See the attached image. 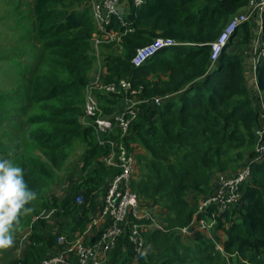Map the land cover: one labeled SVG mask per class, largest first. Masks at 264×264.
Segmentation results:
<instances>
[{"label": "trees", "instance_id": "16d2710c", "mask_svg": "<svg viewBox=\"0 0 264 264\" xmlns=\"http://www.w3.org/2000/svg\"><path fill=\"white\" fill-rule=\"evenodd\" d=\"M21 1L0 0L4 20L18 23L24 19L18 16ZM140 1L135 5V0H119L120 17L113 16L106 26L120 36L119 42L102 44L98 57L104 83L127 79L139 100L146 101L138 105L139 112L122 143L138 169L130 189L137 196L138 211L146 210L148 215L144 216L147 219L128 215L125 232L104 264H224L225 254L257 262L264 256V183L258 184L264 178V154L253 149L260 115L246 85L243 55L233 49L238 35H243L240 43L251 40L252 24L237 30L214 64L209 59L210 44L248 0ZM30 2L26 7H30V27L40 55H32L33 63L23 68L22 75L18 73L17 81L26 83L27 97L34 106L30 113L24 110L23 117L27 138L37 153L0 142V155L24 170L28 187L37 193L26 205L32 211L21 214L14 226L13 234L18 226H29L30 236L13 264H40L57 249L56 238L64 230L69 231L67 240L82 235L99 213L116 174L105 164L108 143L98 144L94 129L81 123L83 90L96 59L93 37L97 30L90 0ZM262 17L264 26V13ZM158 37L176 45L159 50L139 67L132 66L135 50ZM14 58L12 52L0 54V63L18 61ZM254 70L258 90L264 94V61ZM118 102L114 98L109 106H101L104 114L119 113L122 105ZM118 136L104 139L118 143ZM78 143L83 148L78 174L65 178L67 188L60 200L56 195L45 198V190L57 182L58 172ZM244 150H250L243 168L249 169L251 185H239L241 197L229 210L218 212L210 205L197 216L211 217L213 230L223 232V253L216 250L214 239L197 230L189 236L191 244L183 245L180 229L195 218L186 193L206 197L202 186L208 183L209 172L233 167ZM43 212H51L49 218L35 221ZM64 220L68 227H61ZM134 224L140 225L144 239V255L136 258L128 242L129 227ZM104 227H92L93 236L84 243L94 242ZM51 229L57 230L53 233Z\"/></svg>", "mask_w": 264, "mask_h": 264}, {"label": "built area", "instance_id": "2783aa9c", "mask_svg": "<svg viewBox=\"0 0 264 264\" xmlns=\"http://www.w3.org/2000/svg\"><path fill=\"white\" fill-rule=\"evenodd\" d=\"M140 2V0H135V5H139ZM90 5L94 25L97 30V34L93 37V49L96 57L95 63H97L98 67L94 81H91L83 90L85 97L81 123L84 126H89L94 129L98 144L104 145L108 143L110 153L105 158V164L113 167L116 174L113 175L109 182L99 213L87 226V228L92 229V226L98 228L104 225L105 227L99 237L91 244H85L84 240L79 237L73 240H67L64 236H58L56 238L57 249L54 250L51 256L41 261L40 264H104L110 252L114 249L117 239L125 232L124 228L128 215L131 213L136 219L141 218V215H139L140 212L138 211L137 196L130 189L135 160L133 154L122 143V138L126 135L130 122L139 112L138 105L146 103V101H126L123 109L119 113L111 116H104L102 111L99 110L95 95L96 92H101L102 94L118 93L119 90L134 92L131 90L130 83L124 80L104 83L103 65L98 57V48L102 44L119 42L120 36L106 28L110 18L113 16L120 17L121 4L119 0H90ZM263 13L264 0H248L245 10L233 16L231 21L224 26L217 38L210 44V62L214 64L237 30L243 24L249 23L255 18H258L261 24L252 51L253 69H255L258 63L264 61V37H261V33H264ZM174 45L176 43L171 39L155 38L148 44L138 47L130 63L134 67H139L153 57L159 50ZM155 103H158V100H155ZM259 120V128L256 131V152L259 155H263L264 109L260 114ZM111 134L119 135L118 143L104 139L105 136ZM248 177L249 169L245 167L233 178L220 180L217 184L215 195L204 203V208L212 205L218 212L229 210L240 199L241 194L238 187ZM76 202H81L80 196L76 197ZM50 214L51 212H43L35 217V221L38 219H48ZM214 216L215 214L212 217ZM213 225V219L208 224L202 219L194 218L192 223L187 227L181 228L180 232L182 236H188L194 230L206 233ZM128 242L134 258H136L141 253L144 245L140 225L134 224L131 228L129 227ZM216 250L223 253L221 246H217ZM73 258L76 259V262H71Z\"/></svg>", "mask_w": 264, "mask_h": 264}, {"label": "rangeland", "instance_id": "374dc122", "mask_svg": "<svg viewBox=\"0 0 264 264\" xmlns=\"http://www.w3.org/2000/svg\"><path fill=\"white\" fill-rule=\"evenodd\" d=\"M30 1L31 0L21 1L23 6L22 8L19 9L18 16H21L20 18L24 16V19L17 20L18 23L14 21L4 20L5 9L3 3L0 2V54L7 53L9 55V52L10 53L12 52V55L15 57L14 59H18V61L16 62L0 63V142L6 143L14 147H18L19 149L23 151H27L30 154H36L37 151L35 147L32 145V143H30V141L27 138L26 132L28 131V127L25 126L26 117H23L24 110L30 113L34 111V106L30 103L27 97L28 87L26 83L19 84L17 81L18 73L19 75H22L23 68L33 63L32 55L34 54H37L38 56L40 55V53H37L38 44L34 39L32 28L30 27L32 21L28 9L29 6L26 7L27 5H31ZM246 5L247 3L239 11H237V13L233 14L227 20L226 24H228L231 21L233 16L239 14L240 12H243L245 10ZM25 26L27 27V30L24 28ZM242 36L243 35H238L233 40V44H235V46H233L234 47L233 49H237L239 50L238 52H241L243 54L251 55L256 36L252 34L251 40L247 44L240 43ZM24 55H28L31 57H26ZM96 67H98V65L97 63L95 64L94 62L91 71L88 75V81L86 82L84 88L87 85H89L91 81H94L96 75V70H95ZM119 80H124L128 82V80L124 78ZM15 89L18 95L15 93ZM132 91L134 93H131L130 91H122V90H119L118 93H113V94H102L101 92H96L95 95L98 101L99 110L102 111V114L104 116L114 115V113L110 115L104 114L103 109L101 108V106H107L108 105L107 103L110 102L111 100H114V98L119 100L118 104H120V106L122 105L121 110L123 109V106L125 105L124 103H126V101H131V102L140 101L136 95L137 91L136 90H132ZM99 96L103 97L104 99L101 100ZM84 97L85 94L83 91L82 106L84 105ZM100 100L101 102L103 101L102 105L100 103ZM115 113H118V111ZM82 115H83V108H82ZM82 149H83L82 145L78 143L75 146V148L72 151H70L66 163L62 166L61 170L58 172L59 179L47 190H45L43 195L45 198L54 197V195H56V197L59 200L62 198L63 193L67 188L65 186V180H66L65 178H68L70 175L75 176L79 172L78 166L80 163L79 160ZM253 149L256 151L257 145L254 146ZM249 152L250 150L249 151L244 150L243 151L244 156H242L243 158L240 157L239 160L235 162V165L233 167H229V169L223 172H217V171L209 172L208 183L202 186V192H205V194L207 193L206 197L203 198L202 194L196 193L194 191H188L186 193L185 198L189 204L190 209L194 210L195 218H197V216L200 213L204 212L205 210L204 203L209 198L215 195V190L218 182L223 179L233 178L240 170L243 169V166L245 164H248L247 154ZM0 158H10V157L0 155ZM135 170L137 173L138 169L135 168ZM263 183H264V178L259 179L258 184L263 185ZM246 185H251L250 177L246 178L243 181V186ZM145 211L146 210L144 211L140 210L139 215H141V218L147 219V217H144L148 215ZM210 219L211 217L202 220L209 224L211 222ZM68 226H69V222L64 220L63 225L61 227H68ZM56 230L57 229L55 230L51 229L53 233H55ZM68 232H69L68 230H64L60 235L66 237ZM206 234L210 236L212 239H214V241L216 242V247L221 246V243L224 239L223 232L215 231L213 230V227H211L210 229H208ZM13 235H14L13 246L7 249H0V264H13L14 261H16L18 258L22 256L27 246L28 238L30 236V227L18 226L17 232H15ZM189 236L190 235L182 236L181 240L183 245L191 244ZM70 238L76 239L77 236L75 238L73 237ZM222 257L224 259V264H263L264 263V256L260 258L262 259L261 261H259L260 260L259 259L257 260V262H253V263L248 261H240L236 259V257H232L227 254L222 255Z\"/></svg>", "mask_w": 264, "mask_h": 264}, {"label": "clouds", "instance_id": "9594fccd", "mask_svg": "<svg viewBox=\"0 0 264 264\" xmlns=\"http://www.w3.org/2000/svg\"><path fill=\"white\" fill-rule=\"evenodd\" d=\"M37 198L25 179L24 170L10 158H0V249L14 244V226L19 224L21 214H29L26 207ZM144 255V253H141Z\"/></svg>", "mask_w": 264, "mask_h": 264}, {"label": "crops", "instance_id": "0c3cea01", "mask_svg": "<svg viewBox=\"0 0 264 264\" xmlns=\"http://www.w3.org/2000/svg\"><path fill=\"white\" fill-rule=\"evenodd\" d=\"M249 23L252 24V34L256 36L258 34L261 21L258 18H255L251 20ZM242 55H243V65L245 69L244 76H245L246 85L254 101V106L258 109L259 115H260L264 109V96H263L264 94L261 93L257 87L256 74H255V70L253 69V54L251 53V55H249V54L242 53ZM96 69L97 67L95 68V70ZM102 71H103V67H102ZM79 167H80V163H79L78 168ZM134 171H135V167H134L133 173ZM90 229L91 228L86 227L84 233L77 237L82 238L83 240L90 239L93 236L92 229L91 230ZM52 254L53 253L51 252V255Z\"/></svg>", "mask_w": 264, "mask_h": 264}]
</instances>
